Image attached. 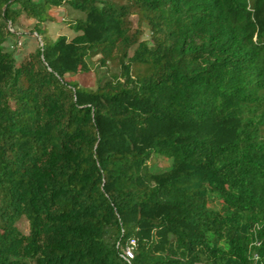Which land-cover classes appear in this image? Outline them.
I'll return each mask as SVG.
<instances>
[{
	"label": "trees",
	"instance_id": "1",
	"mask_svg": "<svg viewBox=\"0 0 264 264\" xmlns=\"http://www.w3.org/2000/svg\"><path fill=\"white\" fill-rule=\"evenodd\" d=\"M130 240V264H264V0H0V264Z\"/></svg>",
	"mask_w": 264,
	"mask_h": 264
},
{
	"label": "rangeland",
	"instance_id": "2",
	"mask_svg": "<svg viewBox=\"0 0 264 264\" xmlns=\"http://www.w3.org/2000/svg\"><path fill=\"white\" fill-rule=\"evenodd\" d=\"M59 17H63L66 21L68 20H80L84 19V15L79 12L73 11L68 7H63L58 11ZM11 29L15 33L13 37H10L9 40L5 43V49L7 52L12 53L16 60L25 57L26 55L33 53L40 46V42L35 35L31 34L32 21H27L24 18H21L17 24ZM51 31L53 34H66L71 36L72 33L67 32L63 26H51ZM55 38V37H54ZM102 70L98 72L97 75H100ZM96 77L95 72H91L89 75L77 78L79 85L92 88L94 84V79ZM164 166H169V163H164ZM17 228L21 233L28 232V226L24 220L21 218L17 223Z\"/></svg>",
	"mask_w": 264,
	"mask_h": 264
},
{
	"label": "built area",
	"instance_id": "3",
	"mask_svg": "<svg viewBox=\"0 0 264 264\" xmlns=\"http://www.w3.org/2000/svg\"><path fill=\"white\" fill-rule=\"evenodd\" d=\"M135 247V241L134 240H130L128 242V244L123 248L121 249L120 251V256L121 258L127 262L128 264L131 263V261L133 260V249ZM257 260V257H254V261ZM254 264H256L254 262Z\"/></svg>",
	"mask_w": 264,
	"mask_h": 264
}]
</instances>
